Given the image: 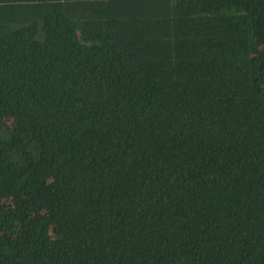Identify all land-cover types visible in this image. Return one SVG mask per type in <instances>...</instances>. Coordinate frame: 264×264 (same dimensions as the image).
Segmentation results:
<instances>
[{
	"label": "trees",
	"instance_id": "16d2710c",
	"mask_svg": "<svg viewBox=\"0 0 264 264\" xmlns=\"http://www.w3.org/2000/svg\"><path fill=\"white\" fill-rule=\"evenodd\" d=\"M60 1L0 0V264H264V0Z\"/></svg>",
	"mask_w": 264,
	"mask_h": 264
},
{
	"label": "crops",
	"instance_id": "0c3cea01",
	"mask_svg": "<svg viewBox=\"0 0 264 264\" xmlns=\"http://www.w3.org/2000/svg\"><path fill=\"white\" fill-rule=\"evenodd\" d=\"M65 1H69V0H61L60 2H65ZM19 4H23V3H19ZM25 4V1H24Z\"/></svg>",
	"mask_w": 264,
	"mask_h": 264
}]
</instances>
